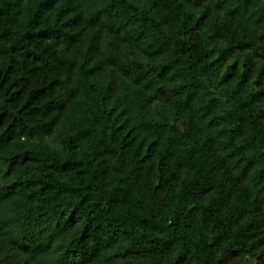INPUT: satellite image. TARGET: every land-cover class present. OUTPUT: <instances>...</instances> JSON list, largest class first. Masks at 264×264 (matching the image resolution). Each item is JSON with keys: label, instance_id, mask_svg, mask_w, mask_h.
Listing matches in <instances>:
<instances>
[{"label": "trees", "instance_id": "16d2710c", "mask_svg": "<svg viewBox=\"0 0 264 264\" xmlns=\"http://www.w3.org/2000/svg\"><path fill=\"white\" fill-rule=\"evenodd\" d=\"M0 264H264V0H0Z\"/></svg>", "mask_w": 264, "mask_h": 264}]
</instances>
